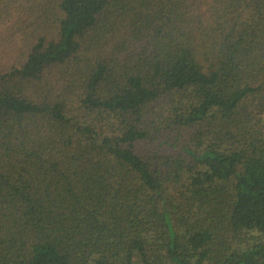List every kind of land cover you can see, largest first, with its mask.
I'll return each instance as SVG.
<instances>
[{"label":"trees","instance_id":"1","mask_svg":"<svg viewBox=\"0 0 264 264\" xmlns=\"http://www.w3.org/2000/svg\"><path fill=\"white\" fill-rule=\"evenodd\" d=\"M7 44L0 264H264V0H0Z\"/></svg>","mask_w":264,"mask_h":264},{"label":"rangeland","instance_id":"2","mask_svg":"<svg viewBox=\"0 0 264 264\" xmlns=\"http://www.w3.org/2000/svg\"><path fill=\"white\" fill-rule=\"evenodd\" d=\"M2 51V52H1ZM1 54V58H0V63L2 64H8V63H11L15 57V48L12 47V44L11 45H8L3 49V50H0Z\"/></svg>","mask_w":264,"mask_h":264}]
</instances>
